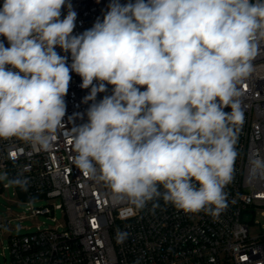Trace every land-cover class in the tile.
I'll return each mask as SVG.
<instances>
[{"label":"clouds","instance_id":"clouds-1","mask_svg":"<svg viewBox=\"0 0 264 264\" xmlns=\"http://www.w3.org/2000/svg\"><path fill=\"white\" fill-rule=\"evenodd\" d=\"M65 5L0 6V36L8 41H0V139L47 148L65 116L74 71L82 89L91 86L84 102L93 101L88 122L74 131L76 167L99 171L137 210L162 198L185 214L217 218L228 206L224 189L234 178L244 122L237 85L264 42V0H111L103 20L79 35L70 3L60 19ZM57 46L71 53L70 68ZM104 82L112 94L95 102L107 91ZM249 172L264 179L259 152ZM0 181L27 186L6 172ZM126 236L118 232V242Z\"/></svg>","mask_w":264,"mask_h":264},{"label":"built area","instance_id":"built-area-1","mask_svg":"<svg viewBox=\"0 0 264 264\" xmlns=\"http://www.w3.org/2000/svg\"><path fill=\"white\" fill-rule=\"evenodd\" d=\"M111 0H66L77 13L73 35L103 20ZM121 4L135 0H119ZM3 0H0L2 6ZM0 41L8 46L5 37ZM55 51L72 63L71 53L59 46ZM251 71L237 85L244 112L239 127L234 178L224 189L228 206L217 218L204 212L185 214L163 199L137 210L124 196H117L99 177L82 172L73 162L75 128L88 122L84 102L90 93L80 87L82 78L70 70L71 80L64 97L66 112L62 124L50 134L47 148L12 138L0 139V170L9 177L26 178L27 186H16L27 201L32 216H53L62 210L64 221L24 234H9L7 246L13 264H264V179L253 178L249 159L264 156V42L250 62ZM98 84V81H94ZM98 93L95 102L112 94V85ZM145 90L141 88V91ZM225 111H231L226 108ZM98 168V166H97ZM7 183L3 188H9ZM160 191L164 189L161 186ZM48 199L36 205L34 200ZM61 198L60 202H55ZM153 203L158 206L153 209ZM8 220L0 221V233ZM260 224L252 233L251 225ZM126 233L122 242L117 234ZM5 248V247H3ZM4 253V252H3ZM5 256V254H4Z\"/></svg>","mask_w":264,"mask_h":264},{"label":"rangeland","instance_id":"rangeland-1","mask_svg":"<svg viewBox=\"0 0 264 264\" xmlns=\"http://www.w3.org/2000/svg\"><path fill=\"white\" fill-rule=\"evenodd\" d=\"M0 172L5 171L0 170ZM9 179L12 178L9 177ZM4 183H7V181H0V221L8 220V222L6 228L7 231L0 233V264H13L11 261L10 250L7 247L9 245L7 238L9 234L14 235L32 232L37 229L38 225L42 227L55 225L57 222H63L65 217L62 210H56L53 215L57 221L47 215L32 216L28 209L27 201L23 200L21 195H18L16 186L3 188ZM54 201L60 202L61 198H57ZM50 202L51 201L45 198L42 200H34L36 205L47 204ZM256 218L264 223V217L257 215ZM17 225H19V230L17 229ZM258 229H260V224L251 225L252 233L256 232Z\"/></svg>","mask_w":264,"mask_h":264}]
</instances>
